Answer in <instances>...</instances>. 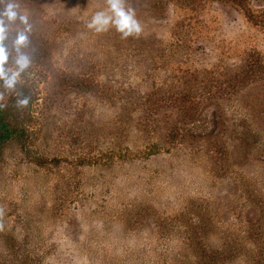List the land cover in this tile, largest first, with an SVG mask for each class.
<instances>
[{
  "label": "rangeland",
  "instance_id": "obj_1",
  "mask_svg": "<svg viewBox=\"0 0 264 264\" xmlns=\"http://www.w3.org/2000/svg\"><path fill=\"white\" fill-rule=\"evenodd\" d=\"M0 109V264H264V0H0Z\"/></svg>",
  "mask_w": 264,
  "mask_h": 264
},
{
  "label": "clouds",
  "instance_id": "obj_2",
  "mask_svg": "<svg viewBox=\"0 0 264 264\" xmlns=\"http://www.w3.org/2000/svg\"><path fill=\"white\" fill-rule=\"evenodd\" d=\"M9 15L11 16V15H14L13 13H9Z\"/></svg>",
  "mask_w": 264,
  "mask_h": 264
},
{
  "label": "trees",
  "instance_id": "obj_3",
  "mask_svg": "<svg viewBox=\"0 0 264 264\" xmlns=\"http://www.w3.org/2000/svg\"><path fill=\"white\" fill-rule=\"evenodd\" d=\"M0 114H1V109H0ZM1 119V118H0ZM1 121V120H0Z\"/></svg>",
  "mask_w": 264,
  "mask_h": 264
}]
</instances>
